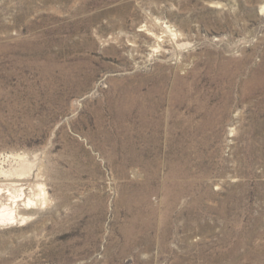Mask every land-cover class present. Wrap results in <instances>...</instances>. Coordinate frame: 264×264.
I'll list each match as a JSON object with an SVG mask.
<instances>
[{
  "label": "rangeland",
  "instance_id": "obj_1",
  "mask_svg": "<svg viewBox=\"0 0 264 264\" xmlns=\"http://www.w3.org/2000/svg\"><path fill=\"white\" fill-rule=\"evenodd\" d=\"M2 212L0 264H264V0H0Z\"/></svg>",
  "mask_w": 264,
  "mask_h": 264
},
{
  "label": "bare ground",
  "instance_id": "obj_2",
  "mask_svg": "<svg viewBox=\"0 0 264 264\" xmlns=\"http://www.w3.org/2000/svg\"><path fill=\"white\" fill-rule=\"evenodd\" d=\"M14 159L16 158L15 156H12ZM32 204V203H31ZM6 209H7V207H6ZM8 210H9V208H8ZM4 211V210H3ZM10 211V210H9ZM5 212V211H4ZM13 213V212H12ZM12 213L10 212V214H3V212H2V214L0 215L2 218L3 217H6V219L8 218V216H12ZM10 218V217H9Z\"/></svg>",
  "mask_w": 264,
  "mask_h": 264
}]
</instances>
